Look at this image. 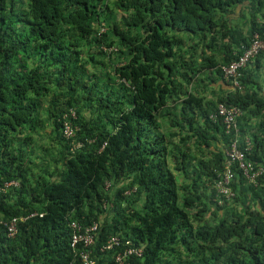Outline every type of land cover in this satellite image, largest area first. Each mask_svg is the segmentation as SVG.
Returning <instances> with one entry per match:
<instances>
[{
	"label": "trees",
	"instance_id": "16d2710c",
	"mask_svg": "<svg viewBox=\"0 0 264 264\" xmlns=\"http://www.w3.org/2000/svg\"><path fill=\"white\" fill-rule=\"evenodd\" d=\"M263 24L264 0H0V264H83L73 221L98 223L97 264L125 247L132 264H264V172L236 164L231 201L216 188L238 138L264 169V52L240 87L222 73ZM221 102L239 131L211 119Z\"/></svg>",
	"mask_w": 264,
	"mask_h": 264
},
{
	"label": "built area",
	"instance_id": "2783aa9c",
	"mask_svg": "<svg viewBox=\"0 0 264 264\" xmlns=\"http://www.w3.org/2000/svg\"><path fill=\"white\" fill-rule=\"evenodd\" d=\"M254 42L250 46L249 49L245 51V54L240 57L238 61H235L233 63H230L227 67H224V71L227 75H235L237 70L244 66L248 60V58L257 50H260L261 48H264V37L260 35V33H256L254 35ZM242 113L241 109L239 107H231L228 106L225 103H219L217 107V111L214 112L211 117L212 119H223V122L227 128V130L232 129L233 127H236V119L237 116ZM77 118L76 111L71 108L69 112H67L63 116V136L66 139H71L75 136L77 127L74 125L73 121ZM91 141V140H89ZM82 146V142H78L75 147ZM227 156L229 158V164L219 177L216 188L218 189V192L227 198H230L233 195L232 189L230 187V183L232 180V170H231V164H238V167L245 173V175L251 180H255L257 176L261 175L264 171L263 168H256L255 164L251 161H248L246 158L245 153L240 150L238 147V144L236 141H233L231 145L229 146L227 150ZM13 183L6 184V187L11 185ZM16 184V183H14ZM5 225L8 229V233L10 236H14L17 232V218H13L9 222H5ZM71 227L74 230L73 238H72V247L76 248L77 245L81 244V249L78 252V256L81 259L83 264H97L93 252H92V246L95 244V231L98 230V223H93L90 226L84 227L77 221H73L71 223ZM121 241L119 237L114 236L111 237L106 243H104L100 250L102 252L108 251L111 249H114L115 246H120ZM143 249L142 248H124L123 251H120L116 255V264H132L131 261H129V257L136 255H142Z\"/></svg>",
	"mask_w": 264,
	"mask_h": 264
},
{
	"label": "clouds",
	"instance_id": "9594fccd",
	"mask_svg": "<svg viewBox=\"0 0 264 264\" xmlns=\"http://www.w3.org/2000/svg\"><path fill=\"white\" fill-rule=\"evenodd\" d=\"M263 31H264V24H263ZM108 32V27L107 26H100L99 28H98V34L99 35H102V34H105V33H107ZM256 33H260V32H256ZM256 33H254V35L256 34ZM254 35L252 36V38H251V40H250V43L248 44V45H242V52L240 53V54H238V56H237V58H235V59H233L231 62H229V63H226V64H224V65H222V73L224 74V76H225V78H226V80L227 81H232V86H236V87H240L239 86V84H240V82H239V79H238V75H239V71L241 70V69H243V68H245L250 62H251V60H253V59H255L258 55H260L262 52H264V48H261L260 50H257L256 52L254 51V53L248 58V60H247V62H246V64L244 65V66H242V67H240L238 70H237V72H236V74L235 75H227L226 73H225V71H224V67H227L230 63H233V62H235V61H238L239 59H240V57L241 56H243L244 54H245V51L247 50V49H249L250 48V46L253 44V42H254ZM260 35L262 36V37H264V32L263 33H260ZM103 49L105 50V51H107V52H116L117 51V47L115 46V45H109V46H106V45H103ZM219 104V103H218ZM226 104V103H225ZM229 106V105H228ZM218 107V106H217ZM231 107H239V106H231ZM71 108H73V107H70L68 110H66L63 114H62V116H61V118L59 119L60 120V123H61V132H62V135H63V130H62V127H63V121H62V119H63V116L67 113V112H69V110L71 109ZM240 109H241V111H242V113L240 114V115H238L237 116V119H236V127L237 128H235V127H233L234 128V130H236V131H239V124H238V118L239 117H241L242 115H243V113H244V111L242 110V108L241 107H239ZM74 110H75V108H73ZM76 111V110H75ZM217 111V109L214 111V112H216ZM214 112H212L211 113V115L214 113ZM77 114V113H76ZM211 115H210V117H211ZM211 119H212V117H211ZM213 121H215V122H221L222 123V125L224 126V128H225V132L226 133H229V131H231L232 129H230V130H227V128H226V126H225V124H224V122H223V119L222 118H220V119H212ZM73 123H74V121H73ZM76 127H77V125L76 124H74ZM77 130H78V127H77ZM77 132V131H76ZM64 137V136H63ZM76 137V134H75V136L73 137V138H71V139H66L65 137H64V139H66V140H73L74 138ZM90 139H88V142H90L89 141ZM91 141H93V140H91ZM233 141H235V140H233ZM232 141V142H233ZM246 143L248 144V145H251V141H250V139L249 138H246ZM81 142V141H80ZM231 142V143H232ZM236 142H237V144H238V147H239V142H240V140H239V138L236 140ZM78 142H76L75 144H74V146L77 144ZM83 143V142H82ZM231 143L229 144V146L231 145ZM74 146H73V149H74ZM229 146L227 147V149L225 150V153H226V163H225V165H224V168L221 170V172H220V174L218 175V178H217V180H216V183H217V181H218V179H219V177L221 176V174H222V172L224 171V170H226V168H227V166H228V164H229V158H228V156H227V150H228V148H229ZM240 148V147H239ZM240 150H242V149H240ZM243 151V150H242ZM244 153H245V151H243ZM245 155H246V153H245ZM246 158H247V156H246ZM248 160V159H247ZM249 161V160H248ZM252 162V161H251ZM254 163V162H253ZM255 164V163H254ZM236 164L234 163V164H231V170H232V175H233V177H232V180H231V183H230V187H231V189H232V192H233V195L230 197V198H227V197H225V196H222L219 192H218V189H217V192H218V200H219V202L222 204V202H223V198L225 199V201H231L232 200V198L234 197V195H235V192H234V189H233V186H232V184H233V181H234V179H235V174H234V166H235ZM256 166V165H255ZM237 167H238V164H237ZM239 168V167H238ZM256 168H258V167H256ZM240 169V168H239ZM264 172V171H263ZM242 174L245 176V178L250 182V183H252V184H254L255 186H258V179L260 178V176L262 175H259V176H257V178L253 181V180H251V178H249V177H247L246 175H245V173L242 171ZM8 183H13V184H11V185H18L19 183L17 182V181H13V182H8ZM8 183H6V184H8ZM14 183H16V184H14ZM6 184L4 185L5 187L3 188V189H5V188H8L9 186H11V185H9V186H7L6 187ZM107 185V187H109L110 186V183H107L106 184ZM128 194L129 193H131V190L130 191H128L127 192ZM111 237H114V236H111ZM111 237H109V239L111 238ZM108 239V240H109ZM107 240V241H108Z\"/></svg>",
	"mask_w": 264,
	"mask_h": 264
},
{
	"label": "crops",
	"instance_id": "0c3cea01",
	"mask_svg": "<svg viewBox=\"0 0 264 264\" xmlns=\"http://www.w3.org/2000/svg\"><path fill=\"white\" fill-rule=\"evenodd\" d=\"M210 87H211V85H210ZM210 87H209V88H210Z\"/></svg>",
	"mask_w": 264,
	"mask_h": 264
}]
</instances>
